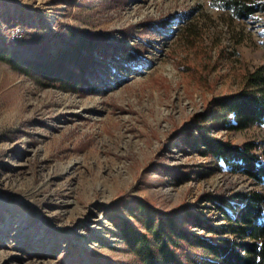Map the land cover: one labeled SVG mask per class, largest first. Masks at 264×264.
<instances>
[{
	"label": "rangeland",
	"instance_id": "rangeland-1",
	"mask_svg": "<svg viewBox=\"0 0 264 264\" xmlns=\"http://www.w3.org/2000/svg\"><path fill=\"white\" fill-rule=\"evenodd\" d=\"M231 1L0 0V264H137L140 202L212 237L264 196L200 141L264 161V123L230 130L218 103L264 95V0Z\"/></svg>",
	"mask_w": 264,
	"mask_h": 264
},
{
	"label": "trees",
	"instance_id": "trees-1",
	"mask_svg": "<svg viewBox=\"0 0 264 264\" xmlns=\"http://www.w3.org/2000/svg\"><path fill=\"white\" fill-rule=\"evenodd\" d=\"M230 7L243 15L254 12L253 7L244 5L241 0H232ZM218 103L224 112L233 117V121L228 119L225 124L230 130L264 123V95L242 92L223 98ZM200 139L206 155H212L232 170L264 181V161L251 150L207 135ZM225 203L230 206L229 202ZM247 204L236 218L226 208H221L229 221L227 229L208 226L206 228L213 236L206 237L186 229L193 223L203 226L204 221L200 217L195 218L188 212L183 222L179 223L176 210L162 214L151 204L140 202L142 218L136 217L132 222L123 220L119 234L135 254L137 264H264V196L255 192L248 197ZM139 223L143 228L137 226ZM224 234H231L232 237L223 238ZM87 254L91 264H117L110 259Z\"/></svg>",
	"mask_w": 264,
	"mask_h": 264
}]
</instances>
